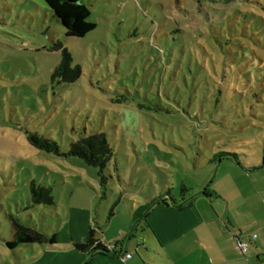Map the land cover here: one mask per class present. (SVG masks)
<instances>
[{"label": "rangeland", "instance_id": "1", "mask_svg": "<svg viewBox=\"0 0 264 264\" xmlns=\"http://www.w3.org/2000/svg\"><path fill=\"white\" fill-rule=\"evenodd\" d=\"M82 1L96 29L72 38L44 0H0V264H18L11 215L62 240L71 220L74 234L127 228L138 202L206 186L251 246L242 263L264 264V0ZM64 50L82 73L72 84L53 80ZM101 133L106 186L82 159L30 144L67 154ZM220 152L236 157L210 163ZM32 182L54 206L31 207Z\"/></svg>", "mask_w": 264, "mask_h": 264}, {"label": "crops", "instance_id": "2", "mask_svg": "<svg viewBox=\"0 0 264 264\" xmlns=\"http://www.w3.org/2000/svg\"><path fill=\"white\" fill-rule=\"evenodd\" d=\"M212 197L222 199L217 193L212 194L210 186L188 195L186 201L173 196L176 204L172 198L167 197L164 202L152 208L147 218L150 228H145L139 237V232L136 233V238L128 237L133 223L132 213L131 219L126 222L127 228L118 226L112 229L114 221L109 219L104 230H98L90 222L79 225L77 233L74 234L76 223L71 220L69 235L61 240L56 234L57 248L21 246L24 248L21 254L16 253L18 248L12 252L18 264H243L239 256L241 252L235 245L236 236H233L230 228L235 226L231 219L226 221V215H221L214 207ZM209 200L213 209L208 205ZM181 203L184 204L180 208ZM138 204L142 205L140 202ZM91 227L96 229L97 237L104 245L128 238L124 250L131 257L125 259V256L103 254L91 257L74 249V244H83L86 241ZM242 236L241 232L239 237L244 239ZM134 239H138V256L131 249ZM26 253L31 258H26ZM152 254L155 257L151 258Z\"/></svg>", "mask_w": 264, "mask_h": 264}, {"label": "trees", "instance_id": "3", "mask_svg": "<svg viewBox=\"0 0 264 264\" xmlns=\"http://www.w3.org/2000/svg\"><path fill=\"white\" fill-rule=\"evenodd\" d=\"M44 1L54 16L65 28L67 37L83 38L96 29V24L89 21L91 17V10L82 0ZM81 74L80 68H72L71 54L67 50H64L63 59L53 75V80H63L68 84H72L80 79ZM30 144L41 151L58 157H77L82 159L86 165L100 170L98 176L100 178L101 185L106 186L107 178L104 172L108 163L114 157L113 149L108 142L106 134H93L73 142L67 154L62 153L58 143L44 137L32 136L30 137ZM233 156L236 157V155L233 154L220 152L215 154L209 162L213 163L220 160V164H223L225 157L231 158ZM30 191L31 207L40 205L48 207L54 206L53 191L51 188L42 187L37 185L35 182H32L30 185ZM188 195H190V190L183 187L181 191V198H184V201H186V197ZM167 197L172 198L173 202L176 204L172 194L168 192L164 196L153 199L147 205H140L136 209L133 214L132 228L128 237L136 238V233L140 231L143 232L145 228H150L147 221L150 211L157 204L164 202ZM183 204L181 203L179 207H183ZM111 216H113L112 212ZM9 220L11 222L13 234V241L8 243V248L10 250H15L21 246L33 245L49 246L52 249L57 248L56 234L50 236L43 233L29 225H25L12 215L9 216ZM127 239L128 238H125L111 244L104 245L98 239L96 229L91 227L88 231L86 241L83 244H74L73 247L77 251L91 257L100 254L110 255L113 257H124L128 255V253L124 250Z\"/></svg>", "mask_w": 264, "mask_h": 264}, {"label": "built area", "instance_id": "4", "mask_svg": "<svg viewBox=\"0 0 264 264\" xmlns=\"http://www.w3.org/2000/svg\"><path fill=\"white\" fill-rule=\"evenodd\" d=\"M254 238L256 239V236ZM235 240H236V245H237L238 249L240 250V252L242 253V255L244 257H247V255L249 254V251L251 249L250 244L239 236H236ZM130 257H131V255L128 254L125 256V259H129Z\"/></svg>", "mask_w": 264, "mask_h": 264}]
</instances>
